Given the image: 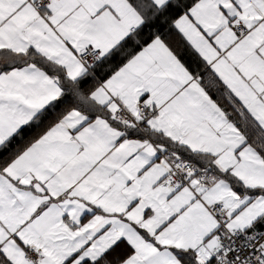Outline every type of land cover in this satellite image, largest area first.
<instances>
[{
    "label": "crops",
    "instance_id": "obj_1",
    "mask_svg": "<svg viewBox=\"0 0 264 264\" xmlns=\"http://www.w3.org/2000/svg\"><path fill=\"white\" fill-rule=\"evenodd\" d=\"M149 1L160 8L171 0ZM146 20L131 0H58L42 10L0 0V149L61 97L63 80L78 88L92 78L54 124L1 165L0 250L12 264L95 261L120 241L130 251L118 264H211L213 201L225 204L229 228L264 229V153L167 40L155 36L102 79L99 67L81 62L88 46L106 60ZM173 26L264 135V0H196ZM140 102L153 115L122 132L115 111L141 123ZM177 158L208 165L209 183L194 175L169 187ZM222 179L239 195L227 197Z\"/></svg>",
    "mask_w": 264,
    "mask_h": 264
},
{
    "label": "trees",
    "instance_id": "obj_2",
    "mask_svg": "<svg viewBox=\"0 0 264 264\" xmlns=\"http://www.w3.org/2000/svg\"><path fill=\"white\" fill-rule=\"evenodd\" d=\"M131 1H133L136 6L141 7L143 11L147 10V20L140 28L134 30L129 36H127L117 48L112 50L106 60L101 59L99 63L92 67H99V69L96 68V70L102 75L100 76V79L114 72L132 54L140 50L155 36H162L167 40L171 48L179 54L192 73L198 75V78L209 95L225 110L229 118L245 132L247 143L256 145V147L261 149L264 153V142L261 141L264 139L262 131L255 125L256 123L254 121L245 116V111L240 102L229 92L228 88L212 69L204 65L201 57L186 43L173 26L174 21L187 11L196 0H171L165 6L160 8L151 7L152 5L149 0ZM36 62L52 72L50 65L43 62L42 59L38 58ZM19 63L20 61H16L13 65H18ZM91 82L92 78L89 75H86L79 81L78 88L82 89ZM62 89L63 93L59 99L50 106L44 108L29 124L20 128L0 149V168L5 161L9 160L17 152L25 148L32 140L54 124L58 118L70 108L71 104L76 102L73 99L67 100L68 95H70L74 89L64 80L62 83ZM154 139L157 140L156 138ZM167 145L170 146L169 143H167ZM177 145L178 146L173 147L175 150H179L181 149V146H183L180 143ZM177 159L191 161L194 165L196 164L190 159ZM207 166L208 165H195V167L204 171L208 168ZM207 171L210 173L211 169L208 168ZM232 183L237 189L242 187V184H239L237 181L232 180ZM129 251L130 247L127 246V243L120 241L113 248L104 253L98 260H85L80 264H118L122 258L128 256ZM124 254L125 256H123ZM210 263L216 264L213 258ZM0 264H12L11 261L3 255L1 250Z\"/></svg>",
    "mask_w": 264,
    "mask_h": 264
},
{
    "label": "built area",
    "instance_id": "obj_3",
    "mask_svg": "<svg viewBox=\"0 0 264 264\" xmlns=\"http://www.w3.org/2000/svg\"><path fill=\"white\" fill-rule=\"evenodd\" d=\"M58 0H30L32 6L42 10ZM241 33H247L249 29L239 25ZM81 62L92 68L101 60V50L92 46L82 49L78 54ZM154 109L146 102H140L138 115L141 123L136 121L126 110L118 108L114 113V119L126 125L141 126L142 121L153 115ZM194 175L198 176L201 185L209 183V174L200 170L191 161L176 159L171 162L170 171L165 177L166 184L174 189L189 185ZM208 209L216 216L219 227L216 232L217 242L211 249L212 257L216 264H264V229L255 231H243L228 227V215L223 203H211ZM27 257L36 260L37 251L34 248L26 250Z\"/></svg>",
    "mask_w": 264,
    "mask_h": 264
},
{
    "label": "rangeland",
    "instance_id": "obj_4",
    "mask_svg": "<svg viewBox=\"0 0 264 264\" xmlns=\"http://www.w3.org/2000/svg\"><path fill=\"white\" fill-rule=\"evenodd\" d=\"M103 62V61H102ZM101 62V63H102ZM100 63V64H101ZM74 89V88H73ZM73 92L70 94V95H68V97H67V100H70V99H73V100H77L78 99V97H79V94H78V90H76V89H74V90H72ZM71 97V98H70ZM136 118H137V114H135L134 115ZM139 117V116H138ZM140 119V118H139ZM122 124V126H123V129H122V132L123 131H126L127 130V126H135V125H126V124H123V123H121ZM136 127V126H135ZM253 166H254V163H253ZM255 168V167H254ZM219 185L222 187V191H226V193H225V195H227V197H230V199H233V197H235V196H238L239 194H237L233 189H232V187L231 186H229L228 187V183H227V181L226 180H224V179H222V180H220L219 181ZM184 188H186V187H184ZM169 190H170V194H169V197L167 198V203L168 204H171V197L172 196H174L173 194H174V192L172 191V189H170L169 188ZM177 194V193H176ZM214 198H216V196L214 195L213 196ZM218 198H221V197H218ZM217 198V199H218ZM215 201H213V202H211V203H214ZM211 203H208V205L209 204H211ZM188 213H190V212H188ZM188 213H186V214H188ZM185 214V215H186ZM179 222H181L182 223V221H177L176 222V224L172 227V229H175L178 225H179ZM166 231H168V229L166 230ZM213 258V257H212Z\"/></svg>",
    "mask_w": 264,
    "mask_h": 264
}]
</instances>
